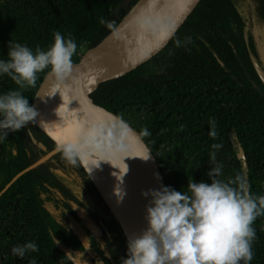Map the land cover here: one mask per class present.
Instances as JSON below:
<instances>
[{"label": "trees", "instance_id": "1", "mask_svg": "<svg viewBox=\"0 0 264 264\" xmlns=\"http://www.w3.org/2000/svg\"><path fill=\"white\" fill-rule=\"evenodd\" d=\"M245 1L201 0L151 57L116 78L153 135L173 189L180 190L190 179L208 182L210 145L218 143L221 148L216 160L223 165L220 179L239 178L251 192L264 195V85L252 64L251 55L258 59L246 31ZM252 1L264 20V0ZM105 2L0 0V59L6 58L9 40L43 50L52 42L53 32L59 30L77 44L74 63L89 20ZM173 19V15L168 16L165 22ZM177 39L179 47L174 43ZM48 73L47 69L38 73L34 85L23 92L34 109L35 97ZM15 88L10 79L0 77V93ZM209 119L217 124L215 139L207 135ZM64 122L75 124L70 117ZM42 124L43 119L34 118L0 143V191L66 139L63 131L47 125L42 129ZM77 145L90 159L89 147ZM70 146L76 152L75 164H69L59 150L22 173L0 196V264H27L32 256L38 264H57L66 251L77 250L111 252L110 258H92L104 264H120L125 257L130 235L127 224L102 193L78 149ZM239 149L245 167L238 158ZM102 156L103 152L97 158ZM252 227L256 238L251 264H264V216ZM52 233L59 241L56 245ZM85 237L91 240L88 250L81 248ZM32 240L38 252L23 260L10 255L12 246Z\"/></svg>", "mask_w": 264, "mask_h": 264}, {"label": "clouds", "instance_id": "2", "mask_svg": "<svg viewBox=\"0 0 264 264\" xmlns=\"http://www.w3.org/2000/svg\"><path fill=\"white\" fill-rule=\"evenodd\" d=\"M99 23L104 25L106 21L101 18ZM174 43L177 47L181 45L178 39ZM76 50L74 38L62 35L59 30L53 32L52 42L43 50L39 46L32 49L20 42H7L6 58L0 59V77L10 79L16 88L0 93V143L10 132H19L37 116L23 95L34 85L37 74L47 69L60 78L71 66ZM216 129V121L209 119L208 137L215 139ZM140 135L148 137L151 133L145 128ZM60 148L67 162L75 164V149L70 145ZM210 148L208 182L190 179L180 190L160 185L140 193L146 199L145 227L127 237L126 254L120 264H251L256 238L252 225L264 216V195L251 192L239 178L220 179L223 165L217 162L216 155L221 145L213 143ZM148 158L146 147L143 159ZM52 241L53 245L59 243L53 233ZM81 248H91L90 238L83 239ZM36 252L35 240L10 248V255L21 260ZM82 254L78 250L66 251L57 264H86ZM105 255L110 258L111 252ZM96 262L104 264L100 259ZM27 264H38L36 257L29 258Z\"/></svg>", "mask_w": 264, "mask_h": 264}, {"label": "water", "instance_id": "3", "mask_svg": "<svg viewBox=\"0 0 264 264\" xmlns=\"http://www.w3.org/2000/svg\"><path fill=\"white\" fill-rule=\"evenodd\" d=\"M149 1L151 0H106V2L92 15L84 31L83 47L76 61L70 66L71 81L73 84L78 85L79 88L71 92L70 96H68L65 90V95L69 98L75 110H77L76 112H83L87 115L84 125L77 129V131L74 130L67 133L64 128H73L76 126L77 118L73 117L75 120L74 125L66 122L59 123V129L65 134L67 133L66 139L60 142L55 149L47 153L39 161L18 173L0 191V196L22 173L39 165L57 151L61 150V145H73L74 141L82 135L84 131L94 125L109 126L117 134L137 161L151 188H158L160 185L170 186L153 135L151 134L148 137H142L140 135L143 129L146 128L149 130V128L140 113L128 101L116 82L117 77L125 74L142 62L121 74H117L113 59L108 56L106 50L108 39L121 18L132 9L144 5ZM200 1L201 0H191L187 6L183 7L178 12L174 19V21L176 20V28L171 35L185 23ZM166 7L169 6H165L161 10ZM101 18L106 21L104 25L99 23ZM251 59L255 71L264 85V70L260 62L256 61L254 56L251 55ZM37 96L38 93L35 97V104L39 109L41 107L37 101ZM40 127L42 129L45 128L43 125H40ZM146 147L149 152V158L143 159L145 157ZM238 158L242 160V164L245 167V157L241 149H239ZM154 174H158L159 178Z\"/></svg>", "mask_w": 264, "mask_h": 264}, {"label": "bare ground", "instance_id": "4", "mask_svg": "<svg viewBox=\"0 0 264 264\" xmlns=\"http://www.w3.org/2000/svg\"><path fill=\"white\" fill-rule=\"evenodd\" d=\"M178 3L179 0H151L144 5L132 9L117 24L108 39L106 48L108 56L113 59L117 74L123 73L132 66L140 63L152 51L148 42H140L139 40L142 36L150 33V31L153 30V27L147 25L148 23L146 25H142V23L147 20V18L150 20L152 17H158L160 20L163 19L168 13L163 16L159 13L153 15V13L156 12L161 5L166 4L175 6ZM159 25H161V23ZM163 25L165 26L164 23ZM132 32L133 34H131ZM156 33L158 32L156 31ZM131 37L133 38L131 39ZM135 37L138 38L135 39ZM58 79L65 82V89L68 96H70L71 92L79 88L78 85L73 84L71 81L70 67ZM63 114L64 116H61L62 119L66 117L73 119L66 109H63ZM92 128L102 129L110 148V154L115 168L111 174L108 172L107 176L104 174V177H99V179L105 181L108 187L113 189L116 195L118 194V191L116 190L117 187L122 189L121 191L124 194L127 215L124 217L125 214L122 215V213H120L124 217L130 234L138 233L145 227L143 215L146 199L142 197L140 193L151 187L137 161L117 134L109 126L94 125ZM107 158V154L104 151L101 159L102 167L106 166V163H108ZM86 162H90L91 168L95 171L97 170L98 164H95L94 160L92 161L86 158ZM109 188L108 192H110ZM110 193L112 194V192Z\"/></svg>", "mask_w": 264, "mask_h": 264}, {"label": "rangeland", "instance_id": "5", "mask_svg": "<svg viewBox=\"0 0 264 264\" xmlns=\"http://www.w3.org/2000/svg\"><path fill=\"white\" fill-rule=\"evenodd\" d=\"M191 0H179V3L175 6H171V5H161L159 7L158 10H156V12L153 13V15L156 13H159L161 16L165 15L166 13H168V15H166V17H164L163 19H159L158 17H152L150 20H148L149 18H147V20H145L142 25H150L153 27V30L150 31V33H148L145 36H142L140 38V42H148V44L151 46L152 51L150 52V54L144 59L146 60L147 58H149L150 56H152L155 51L159 48V44L160 42L168 37L169 35H171V33L173 31H175L176 28V20L174 21V19L176 18L178 12L185 6H187L190 3ZM165 6H169L166 7L165 9L161 10L162 8H164ZM242 9L245 12V14L249 13V9H253L254 7V3L251 0H246L244 4H242ZM152 15V16H153ZM174 16V19L170 22V23H166V18L168 16ZM249 16H251V14H248ZM147 21V22H146ZM165 24V26L163 25V23ZM161 23V25H159ZM255 27L259 28L261 27V25H259L258 22H255ZM138 31V30H137ZM156 31L158 33H156ZM133 34V32L131 33ZM133 37H131L132 39ZM138 38V37H137ZM135 37V39H137ZM130 40V39H129ZM144 60H142L141 62H143ZM135 66V65H134ZM133 67V66H132ZM121 74V73H120ZM65 82L64 81H60L56 76H54L53 74L49 73L43 84L42 87L40 88L39 92H38V96H37V101L40 104L41 108H37L36 107V112H37V116L35 117L36 119H43V124L42 125H47L49 127L55 128L60 130V125L59 123L64 122V118L62 119L61 116L63 114V109L68 110L69 114L74 117L77 118L76 121V126H74L73 128H70L67 132L69 133L70 131H77V129H79L81 126L84 125L85 121H86V117L87 115L84 114L83 112H76L77 110H75V108L72 106V104L70 103L69 98L66 97L65 95ZM65 123V122H64ZM65 130L67 128H64ZM94 134H100L101 138H102V142L100 144V147L98 149H90L87 148V155L88 157H90L89 160H94L96 161L95 164H98L97 170H93L91 168V161L88 163L87 168L90 172V174L92 175V177L94 178V180L96 181V183L98 184V186L100 187L102 193L104 194V196L107 198L108 202H112L113 206L116 207V209L124 215V217L127 215V209H126V203L124 200V194L121 196L122 194V189L117 187V191L118 194L116 195V193L113 191V189L110 187H108V185L106 184L105 181H102L99 179V177H104L107 176V173L109 172L110 174L115 170L114 165H113V161L111 158V151L110 148L107 144L106 138L103 134V131L101 128H97V129H93L92 127L88 128L86 131H84L82 133V135H80L77 138V143L79 145H83V141L84 138L88 135V136H92ZM107 154V160L108 163H106V166L101 165V159L97 158L99 156L100 153L104 152ZM93 164V163H92ZM101 166V167H100ZM108 188L110 189V192H112V194L110 192H108ZM121 196V197H120ZM120 213V214H121ZM121 215V216H122ZM124 217L122 216V220L123 222H125Z\"/></svg>", "mask_w": 264, "mask_h": 264}, {"label": "flooded vegetation", "instance_id": "6", "mask_svg": "<svg viewBox=\"0 0 264 264\" xmlns=\"http://www.w3.org/2000/svg\"><path fill=\"white\" fill-rule=\"evenodd\" d=\"M245 14V13H244ZM248 14H251L249 16ZM244 16L248 20L246 22V31H249L252 37L253 46L256 51L257 59L260 62L262 69L264 70V20L258 13L253 9H249V13ZM255 22H258L261 27L256 28ZM105 254L103 253H93V252H84L81 259L86 262V264H96V260L92 258L100 257ZM56 256H58L56 254Z\"/></svg>", "mask_w": 264, "mask_h": 264}, {"label": "crops", "instance_id": "7", "mask_svg": "<svg viewBox=\"0 0 264 264\" xmlns=\"http://www.w3.org/2000/svg\"><path fill=\"white\" fill-rule=\"evenodd\" d=\"M70 129V127H68L66 129V132ZM68 133V132H67ZM66 133V134H67ZM101 135L100 134H94L92 136H86L84 138V141H83V144L86 146V147H89L90 149H98L100 147V144H101ZM77 149H78V152L80 154V156L82 157V159L85 161V163L88 165V163L86 162V157L84 155V153L82 152V150L80 149V147L77 145V139L74 141V144H73Z\"/></svg>", "mask_w": 264, "mask_h": 264}]
</instances>
